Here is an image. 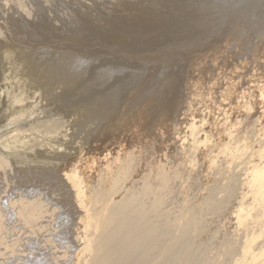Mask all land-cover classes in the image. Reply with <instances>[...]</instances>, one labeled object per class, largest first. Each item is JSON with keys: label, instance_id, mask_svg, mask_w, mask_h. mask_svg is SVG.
I'll list each match as a JSON object with an SVG mask.
<instances>
[{"label": "bare ground", "instance_id": "obj_1", "mask_svg": "<svg viewBox=\"0 0 264 264\" xmlns=\"http://www.w3.org/2000/svg\"><path fill=\"white\" fill-rule=\"evenodd\" d=\"M0 264H264V0H0Z\"/></svg>", "mask_w": 264, "mask_h": 264}]
</instances>
